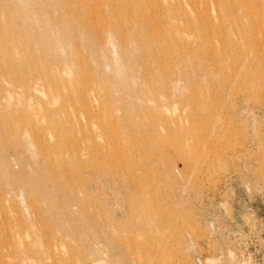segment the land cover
<instances>
[{"label":"rangeland","instance_id":"rangeland-1","mask_svg":"<svg viewBox=\"0 0 264 264\" xmlns=\"http://www.w3.org/2000/svg\"><path fill=\"white\" fill-rule=\"evenodd\" d=\"M0 264H264V0H0Z\"/></svg>","mask_w":264,"mask_h":264},{"label":"bare ground","instance_id":"bare-ground-1","mask_svg":"<svg viewBox=\"0 0 264 264\" xmlns=\"http://www.w3.org/2000/svg\"><path fill=\"white\" fill-rule=\"evenodd\" d=\"M216 1V0H215ZM224 2V1H223ZM246 2V1H245ZM242 3V2H241ZM193 3L192 2H189L188 5L191 6V8L194 9V6L192 5ZM217 9V8H216ZM129 12V11H128ZM182 17V16H180ZM259 31V30H258ZM262 32V31H261ZM255 43V42H254ZM252 47V46H251ZM251 49V48H250ZM243 54V53H242ZM246 57V56H245ZM247 59V58H246ZM254 59V58H253ZM158 61V60H157ZM244 62V61H243ZM162 63V62H161ZM159 64V63H158ZM103 112V111H102ZM108 130V129H107ZM92 150V149H91ZM104 154V153H103ZM116 167V166H115ZM114 169V168H113ZM129 172V171H128ZM69 179V178H68ZM48 247V246H47ZM51 250V249H50ZM57 257V256H56Z\"/></svg>","mask_w":264,"mask_h":264}]
</instances>
